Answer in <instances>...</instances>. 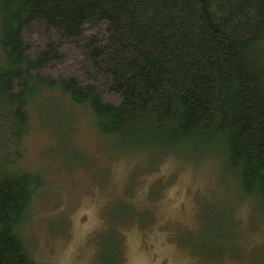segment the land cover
<instances>
[{
    "label": "trees",
    "instance_id": "trees-1",
    "mask_svg": "<svg viewBox=\"0 0 264 264\" xmlns=\"http://www.w3.org/2000/svg\"><path fill=\"white\" fill-rule=\"evenodd\" d=\"M0 51V264H38L19 227L44 177L11 168L45 90L124 144L215 152L264 201V0H0Z\"/></svg>",
    "mask_w": 264,
    "mask_h": 264
},
{
    "label": "rangeland",
    "instance_id": "rangeland-1",
    "mask_svg": "<svg viewBox=\"0 0 264 264\" xmlns=\"http://www.w3.org/2000/svg\"><path fill=\"white\" fill-rule=\"evenodd\" d=\"M28 110L11 169L44 177L19 227L38 264H264V201L215 152L124 144L58 90Z\"/></svg>",
    "mask_w": 264,
    "mask_h": 264
}]
</instances>
